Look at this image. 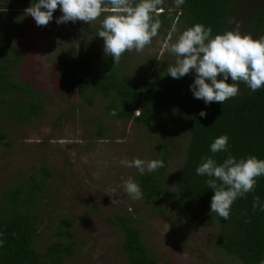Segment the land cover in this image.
Masks as SVG:
<instances>
[{"label": "rangeland", "instance_id": "1", "mask_svg": "<svg viewBox=\"0 0 264 264\" xmlns=\"http://www.w3.org/2000/svg\"><path fill=\"white\" fill-rule=\"evenodd\" d=\"M263 5L264 0H233L229 20L234 22L229 23V31L239 22L242 34L259 39L261 36L247 30L246 19ZM105 6L106 12L91 22L57 24L56 19L63 15L60 8L47 26H37L25 12L20 16L13 36L16 52L11 58L18 60L10 69L12 79L40 91L42 105L38 116L19 123L9 121L0 111V130L7 143H0V197L17 185L26 187L31 180L39 184L34 202L39 236L34 247L41 251L54 239L59 220L69 219L60 240L74 244L72 254L61 264H127L119 252L120 232L107 221L114 214L131 218L146 253L157 264H234L213 245L214 229L204 219L208 208L198 200L190 205L191 216L176 212L173 203L166 200L161 202V211L150 209L142 199L134 200L125 191L124 182L135 181L141 171L122 161L158 160L155 140L146 137L145 127L109 118L103 113L105 98L95 95L87 105L56 76L60 59L74 53L79 45L106 55L104 39L98 36L104 18L112 14ZM96 26L102 30H93ZM184 31L176 17L168 26L160 24L157 35L142 51L132 49L121 56L120 69L132 80L155 70L164 75L177 59L169 46ZM195 75L194 71L188 74L184 95L187 90L192 92L189 85ZM247 88L244 82L239 83V90ZM9 97L20 100L21 95L15 91ZM184 137L175 129L174 146L167 150L163 184L168 188L179 167Z\"/></svg>", "mask_w": 264, "mask_h": 264}, {"label": "trees", "instance_id": "2", "mask_svg": "<svg viewBox=\"0 0 264 264\" xmlns=\"http://www.w3.org/2000/svg\"><path fill=\"white\" fill-rule=\"evenodd\" d=\"M139 2L135 0L133 4ZM232 4L233 0H184L176 7L175 0H161L157 5L159 11L151 15L166 26L176 17L183 30L197 23L210 26L214 37L229 31ZM19 18L18 15L8 18L0 14V111L16 123L38 116L42 105L40 91L29 88L27 82L19 84L12 79L10 69L18 60L11 58L16 52L13 36L20 25ZM246 26L251 34L264 36V5L247 17ZM93 30L102 29L96 26ZM120 64L90 46L79 45L74 53L60 59L56 76L73 88L87 105L92 104L95 95L105 98V115L142 124L146 137L154 138L158 160L164 162V167L137 174L135 182L141 189L145 205L161 211V202L166 200L168 204L173 203L176 212L185 211L193 216L190 205L198 200L208 208L204 219L206 225L214 229L213 245L234 264H261L264 260V211L259 207L253 210L252 205L254 197L264 202V175L257 178L254 192L232 204L230 218L224 220L210 210L214 193L205 182L208 177L197 175L195 169L202 157L214 155L218 162L227 158L228 153L210 151L214 139L225 133L229 136L228 151L238 160L250 155L264 160V86L256 91L244 88L222 104L206 105L188 90L187 95L183 94L188 74L174 79L168 75V70L164 75L155 70L132 80L125 76ZM226 82L231 83V79ZM15 91L21 95L20 100L9 97ZM135 109L140 110L136 115L133 114ZM202 110L206 117L199 115ZM113 111L115 115L111 114ZM175 129L182 131L185 141L172 187L168 188L163 184L166 154L174 146ZM5 140L6 134L0 130V143L7 145ZM38 189L39 184L31 180L26 187L17 185L1 194L0 240L4 244L0 247V264H61L72 254L73 241L60 240L64 228L71 223L69 219L59 220L54 239L41 251L35 249L34 241L39 236L34 212ZM107 221L120 232L119 252L127 264H157L155 258L146 253L130 217L114 214Z\"/></svg>", "mask_w": 264, "mask_h": 264}, {"label": "clouds", "instance_id": "3", "mask_svg": "<svg viewBox=\"0 0 264 264\" xmlns=\"http://www.w3.org/2000/svg\"><path fill=\"white\" fill-rule=\"evenodd\" d=\"M184 0H175V6ZM161 0H35L25 9L37 26H47L53 20V13L60 6L63 15L56 19L57 24L75 23L77 20L91 22L105 11L102 5L110 6L111 13L102 22L99 37L104 39V52L118 63L121 56L129 50L142 51L151 43L160 28L159 20L151 13L155 12ZM232 19L229 23H233ZM169 50L177 59L168 67V75L179 79L194 71L193 83L189 85L193 96L204 103L222 104L239 94V83L244 82L252 91L264 86V36L254 39L250 34H242L237 26L223 34L212 36V28L197 23L185 30ZM221 78L218 80L217 77ZM231 79V83L226 81ZM209 81V82H206ZM140 110L136 112L139 113ZM115 115V111L111 113ZM206 117V112L199 113ZM228 134L214 139L210 145L213 154L228 153L227 158L218 162L213 156L202 157L201 164L195 169L196 174L206 176L205 181L214 193L210 210L224 220L230 218L231 206L249 192H254L257 178L264 175V160L250 155L239 160L229 151ZM127 167H136L143 173L145 167L149 172L164 167L162 160L143 161L124 160ZM125 191L134 199L142 198L139 185L132 179L124 182ZM114 202V201H112ZM253 210L257 207L264 211V202L259 197L253 198ZM4 241L0 240V247ZM264 264V260H261Z\"/></svg>", "mask_w": 264, "mask_h": 264}, {"label": "crops", "instance_id": "4", "mask_svg": "<svg viewBox=\"0 0 264 264\" xmlns=\"http://www.w3.org/2000/svg\"><path fill=\"white\" fill-rule=\"evenodd\" d=\"M34 2L35 0H0V14L8 18H14L15 15L20 17Z\"/></svg>", "mask_w": 264, "mask_h": 264}]
</instances>
